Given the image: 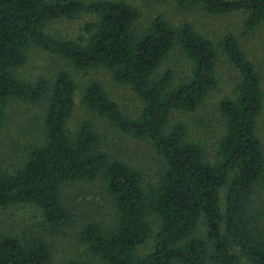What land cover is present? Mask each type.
Masks as SVG:
<instances>
[{
    "label": "trees",
    "instance_id": "16d2710c",
    "mask_svg": "<svg viewBox=\"0 0 264 264\" xmlns=\"http://www.w3.org/2000/svg\"><path fill=\"white\" fill-rule=\"evenodd\" d=\"M200 5L211 14L243 10L252 30L264 22V0H177ZM94 15L77 39L49 34L59 18ZM140 11L125 0H0V132L15 100L46 102L43 138L27 148L26 160L13 172L0 161V210L20 202L39 206L48 224L60 227L70 216L62 203L68 182L101 180L111 196L116 219L111 226L87 223L80 240L91 259L68 264H264V208L253 207L256 184L264 176V147L258 118L264 110L262 79L236 35L225 34L219 46L239 71L233 95L217 109L225 124L214 162L187 124L171 121L175 111H196L218 89L219 51L215 42L190 22L174 26L160 14L139 28ZM38 46L65 58L81 71L105 67L115 81L129 86L141 101L130 116L99 80L84 87L82 100L94 114L134 138L148 139L164 158L158 180L146 183L144 171L114 157L91 118L71 128L78 89L73 75L59 70L53 80L34 82L16 68L26 50ZM179 48L190 62L184 76L163 68ZM225 188L223 208L221 190ZM152 248L137 254L152 233ZM200 224L206 236L197 234ZM238 248V252L235 251ZM49 244L36 235L0 237V264H49Z\"/></svg>",
    "mask_w": 264,
    "mask_h": 264
},
{
    "label": "rangeland",
    "instance_id": "374dc122",
    "mask_svg": "<svg viewBox=\"0 0 264 264\" xmlns=\"http://www.w3.org/2000/svg\"><path fill=\"white\" fill-rule=\"evenodd\" d=\"M91 1V0H86ZM141 13L137 23L139 28H147L152 20L162 14L174 26L184 22L192 23L196 29L211 38L219 51L218 77L220 86L212 91L205 102L193 112L175 111L171 121H182L188 126L189 138L201 141L206 149V159L214 162L217 157L218 141L225 131L224 119L217 109L218 101L224 96L233 95L239 71L228 60L219 46L227 33L237 36L248 58L258 69L264 90V22L252 30L245 26L247 14L236 10L226 14H211L200 5L184 6L177 0H125ZM96 20L94 15L81 14L69 19L59 18L51 21L46 31L54 36L77 39L82 35L84 25ZM26 63L17 67L16 72L24 79L34 82L39 78L53 80L61 69L68 70L75 78L78 89L75 107L70 120L71 128L81 120L91 118L95 121L103 136L104 148L114 157L141 168L146 183H154L164 167V158L148 139L134 138L111 126L106 120L92 113L82 100L83 89L91 80H99L110 96L130 116H137L141 101L127 85L118 83L105 67H96L87 71L73 68L60 56L38 47L30 46L26 50ZM171 67L176 76H184L190 70V62L179 48H175L163 65ZM46 102L34 104L25 100L12 101L7 109V122L0 132V161L3 167L13 172L26 160L27 148L43 138V115ZM258 134L264 147V110L258 118ZM253 194V207L264 208V176L256 184ZM225 188L221 190L223 208L225 206ZM61 200L70 218L66 224L55 227L46 221L41 208L33 203L20 202L0 210V237L16 235L19 237L36 235L46 241L52 252L49 264H68L70 261L91 259L88 247L80 240L82 228L89 222H101L108 227L114 224L116 210L113 199L105 191L101 180L90 182L77 180L62 186ZM151 236L137 249V254L148 252L154 245V236L158 229L157 217L150 215ZM197 234L206 236L205 227L200 224ZM238 252V248H235ZM211 264V263H208ZM243 264L245 262L243 261Z\"/></svg>",
    "mask_w": 264,
    "mask_h": 264
}]
</instances>
